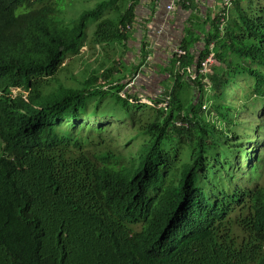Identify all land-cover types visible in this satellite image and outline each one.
Masks as SVG:
<instances>
[{
    "label": "trees",
    "instance_id": "1",
    "mask_svg": "<svg viewBox=\"0 0 264 264\" xmlns=\"http://www.w3.org/2000/svg\"><path fill=\"white\" fill-rule=\"evenodd\" d=\"M60 1L0 0V264H264V187L238 183L244 156L257 161L255 181L264 161L250 155L258 123L239 118L264 102V7L235 0L223 28L209 15L189 20L173 86L147 105L158 117L124 167L71 129L95 98L111 97L126 112L142 105L123 92L120 54L81 87L54 78L87 46L88 28L100 51L125 50L139 0L102 1L71 28L53 18ZM211 51V73L189 76ZM239 76L255 84L232 105Z\"/></svg>",
    "mask_w": 264,
    "mask_h": 264
},
{
    "label": "rangeland",
    "instance_id": "2",
    "mask_svg": "<svg viewBox=\"0 0 264 264\" xmlns=\"http://www.w3.org/2000/svg\"><path fill=\"white\" fill-rule=\"evenodd\" d=\"M109 0H63L57 4L56 13L53 15V18L64 25L69 26V28L73 27L78 20L80 19L83 12L90 11L95 8V6L102 2ZM256 4L264 7V0H254ZM108 15H113L114 11L110 8L104 10ZM208 11V10H207ZM214 12V10H213ZM60 13V14H58ZM58 14V15H57ZM211 16V13L208 11L204 14L202 11H197L195 15L191 17L195 20H198V24H201V19L207 18V16ZM92 20L89 21V23ZM194 23V22H193ZM94 25V24H93ZM189 25V23H188ZM190 26V25H189ZM201 26V25H200ZM93 28L89 30L88 28V41L86 48H83L81 53L77 56H73L71 59H68L66 62V67L62 71L59 72L54 79H57L54 84H63L66 86L72 87H81L84 79L94 74H100V65H102V60L106 59L105 63L106 68L113 67V63L117 62L116 60L119 57H122V64H120V69H124V73H130L132 65H128L124 62L126 61L125 50L119 46H111L108 47L105 52L100 51L96 46L91 45V37L93 38L94 34ZM203 47V46H202ZM198 46L195 49V53L198 56V52L203 50V48ZM128 60V59H127ZM136 62V60H135ZM149 62H152V59H149ZM157 63V62H155ZM117 70H120L116 67ZM133 73V72H132ZM93 74V75H94ZM121 75V74H119ZM118 75V76H119ZM157 77H155V80ZM128 82L125 83L127 85ZM172 80L167 83L163 81L162 89H159L156 94H146L144 95L143 90H137L138 85L135 81L134 85L128 88L131 94H135L140 99L145 98L146 101L152 104V101L158 98L163 92L167 91V88L171 87ZM255 81L251 79L249 76H239L236 80V85H232L228 90V102L232 105H236L241 101H244L247 96L252 91V87L254 86ZM208 89L211 87V83L208 82ZM207 85V86H208ZM252 86V87H251ZM210 91V90H209ZM123 92H126L124 90ZM143 92V93H142ZM139 94V96H138ZM212 95V92H210ZM195 98L194 90L191 89L189 99ZM188 99V98H187ZM188 99V101H189ZM254 101V99H251ZM243 103H241L242 105ZM251 105V104H250ZM135 106V105H133ZM131 107L129 112H126L120 106L115 104V100L111 97H102L95 98L94 102H91V108H89L90 112L83 111L81 118L78 120L79 127L75 124L74 120H71V124H60L58 126L59 129H63L64 127H69L71 125V129L78 132L81 140L85 141L88 144H94V142H101L102 150H100L99 155L102 153H107L109 150L116 155V160L124 165V167H130L131 163L135 161L137 153L141 145L146 141L147 136L143 134V130L149 123H152L158 114L155 109L142 104L139 108ZM208 117L215 118V114H207ZM239 118L245 120L246 122H254L258 123L257 134L258 144H254L251 149V154H261L264 156V102H259L255 108L253 107L251 112H243L239 115ZM95 124V125H92ZM101 126H105L106 128H99ZM98 127V128H95ZM76 128V129H74ZM71 132V130L69 131ZM256 133V130L253 134ZM98 138V140H97ZM261 139V141H260ZM251 147V146H250ZM249 159V160H247ZM245 162H249L243 171H240L239 175L240 179L238 183L240 184H249L252 187L262 186L264 187V161L259 163L258 173L260 174L259 180H253V175L251 173V166L254 167L256 160H253L252 157L246 158L245 156L242 158V163L244 165ZM252 162V163H251ZM252 179L254 183H249L245 180Z\"/></svg>",
    "mask_w": 264,
    "mask_h": 264
},
{
    "label": "crops",
    "instance_id": "3",
    "mask_svg": "<svg viewBox=\"0 0 264 264\" xmlns=\"http://www.w3.org/2000/svg\"><path fill=\"white\" fill-rule=\"evenodd\" d=\"M189 1L190 6L195 10L194 14L197 11L205 13L207 8L213 13L210 9L212 2L200 1L201 8H199L195 0ZM165 7L164 3L158 7L152 0H139L130 38L125 44L126 61L124 59V62L128 67L132 65L133 68L129 74L125 73L120 83L124 85L128 80L134 79L138 85L137 90H143L144 95L156 94L159 89L164 88L163 81L169 83L171 80V72L174 73L172 59L176 48L180 47L186 38V28L189 27L188 23L191 19L189 17L192 13L191 9L180 7L177 12L168 14ZM201 38L203 40L204 36L202 35ZM144 44L145 51L141 50ZM198 46L204 47V43L198 42L196 48ZM142 51L147 53V57L141 65ZM149 59H152V62H149ZM136 71L133 76L132 72ZM171 85L173 86L172 83Z\"/></svg>",
    "mask_w": 264,
    "mask_h": 264
},
{
    "label": "built area",
    "instance_id": "4",
    "mask_svg": "<svg viewBox=\"0 0 264 264\" xmlns=\"http://www.w3.org/2000/svg\"><path fill=\"white\" fill-rule=\"evenodd\" d=\"M154 3H156L159 6H161L164 3L165 10H167L168 14H172L175 13L179 10V8H185V5L190 6L191 2L189 0H152ZM200 1L202 2H212V5L210 7V9L214 10L213 13H211L212 16V20L211 22H215L217 21V24L223 28V25L225 23V19L224 16H226L225 11H228L229 9L232 8L233 3L235 0H195V2H197V5L199 6V8H201V4L199 3ZM187 9V8H185ZM209 9H206V12L204 14H206ZM214 45H211V48L213 49ZM175 54H178L180 57L185 55V52L180 49V47H177L175 50ZM215 52L211 51L209 53V55L202 61L201 63V67L200 69H198V62H196L192 68H190L188 70L189 72V76H192L193 79H196V77L198 76H205L209 73H211V68L213 67V65L215 64ZM135 83V80L132 79L128 82L126 89L128 90V88H130L131 86H133ZM165 93V92H163ZM162 93V94H163ZM124 95V93H122ZM161 94V95H162ZM139 103H145L147 105H154V102L149 103L148 101L144 100V99H139ZM168 106V102H165L164 104H161L160 107L161 108H166ZM181 125V124H179Z\"/></svg>",
    "mask_w": 264,
    "mask_h": 264
},
{
    "label": "clouds",
    "instance_id": "5",
    "mask_svg": "<svg viewBox=\"0 0 264 264\" xmlns=\"http://www.w3.org/2000/svg\"><path fill=\"white\" fill-rule=\"evenodd\" d=\"M194 51H195V49H194ZM198 53H199V52H198ZM174 55H175V54H174ZM131 80H132V79H131ZM127 82H128V81H127ZM124 85H125V84H124ZM160 96H161V95H160ZM158 98H159V97H158ZM143 99L145 100V98H143ZM154 100H155V99H154ZM154 100H153V101H154ZM153 101H152V102H153ZM140 104H144V103H140ZM145 105H147V104H145ZM149 106H151V105H149Z\"/></svg>",
    "mask_w": 264,
    "mask_h": 264
}]
</instances>
